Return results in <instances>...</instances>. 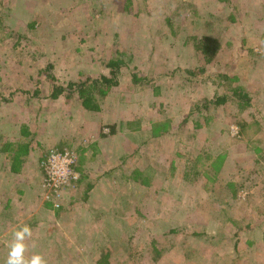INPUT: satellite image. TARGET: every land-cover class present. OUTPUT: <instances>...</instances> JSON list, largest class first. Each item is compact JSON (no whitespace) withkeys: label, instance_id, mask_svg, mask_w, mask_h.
Returning a JSON list of instances; mask_svg holds the SVG:
<instances>
[{"label":"rangeland","instance_id":"1","mask_svg":"<svg viewBox=\"0 0 264 264\" xmlns=\"http://www.w3.org/2000/svg\"><path fill=\"white\" fill-rule=\"evenodd\" d=\"M4 11L3 42L23 30L22 50L38 68L53 63L59 84L108 72L109 57L122 55L128 67L93 112L77 98L12 95L20 88L12 66L23 67L25 53L1 61L11 75L0 72V146L27 123L29 168L40 176L30 195L2 198L0 264L22 224L33 229L29 255L43 253L48 264H99L106 252L111 264H264V0H0ZM206 36L219 42L211 61ZM134 66L155 79L135 84ZM179 68L195 69L194 81ZM41 79L51 82L45 72ZM235 88L250 93L248 107ZM56 148L77 155L80 174L61 210L40 169ZM135 167L146 184L133 180Z\"/></svg>","mask_w":264,"mask_h":264},{"label":"trees","instance_id":"2","mask_svg":"<svg viewBox=\"0 0 264 264\" xmlns=\"http://www.w3.org/2000/svg\"><path fill=\"white\" fill-rule=\"evenodd\" d=\"M7 11H4L0 14V18L3 19V16L6 15ZM21 31V30H20ZM23 31V30H22ZM19 32L18 36L13 37L12 35H8V40L4 43L3 41L5 40L3 36L7 31H1L2 35H0V72H9L12 76L18 77L22 81L18 79V84H19V90H14L12 91V95L14 93H19L23 94L24 99L27 101H32V100H45L44 97H47L50 100H58L61 97H64L66 100H70L72 98H77V100H81L82 106L89 111L96 112L100 109H102V105L104 103V97L106 92L112 88V87H117L120 83V78L122 77L123 74L122 71L126 67H128V63L125 62V59L123 58L122 55H119L117 57H112L108 58L107 60L104 61L105 66L109 69L108 72H102L99 71L100 67H97L95 71L90 70L87 73H81L80 75L77 76V78H72L68 81L66 85L59 84L56 82V74L53 71L55 68V65L53 63H48V65L45 66H40L38 68L36 60L34 57V52H32V58L30 55H27L25 52H30L26 51L25 52L22 50L21 46H23V42L25 40L29 41V38L26 36H23L24 34ZM5 32V33H4ZM3 38V39H2ZM45 41V40H43ZM3 42V45L1 44ZM201 46L205 52V56L208 61H211L214 54L217 52V47L219 46L218 40H215L214 38L210 36H206L204 42H201ZM50 44V42L48 43ZM46 44V45H48ZM8 47V49H6ZM20 47V48H19ZM19 48V50H18ZM13 56L19 57V60L21 56L23 55V60L24 66L16 69L15 65L12 66V71L10 72L5 71L2 69V64L1 61L5 60L7 57V53H10ZM6 56V57H5ZM27 56V57H26ZM32 69L37 70V73L39 77L36 79L35 84L31 83L33 80H35V77H33L32 74ZM134 71L132 73V80L133 82L139 83V84H148L151 80L155 79V76H146V75H140V72L138 71V66L133 67ZM182 69L179 68V71ZM203 71V70H202ZM47 74V78L51 81L49 83H45L42 81L41 77L43 73ZM183 72V79L185 82L190 83L194 81V78L196 77L197 73L195 69L191 68H186L182 70ZM15 74V75H13ZM28 78H27V76ZM217 78H222V82H224L226 79L228 80L230 76H226V74H219L216 76ZM217 80L216 78H214ZM29 80V81H27ZM31 84V85H30ZM224 84H220L219 88L222 87ZM162 89H164L163 86H155V94L161 93ZM219 91V90H218ZM11 94H9V97H4L2 101L5 103L9 102L12 100L10 97ZM233 95L239 99V105L240 107H248L251 103V95L250 93L248 94L247 92L243 91L242 89L235 88L233 90ZM218 98L216 99L219 103H226L227 99L229 98L228 96L221 95L217 96ZM228 97V98H227ZM161 125V124H158ZM118 129L117 124L112 125V131L116 132ZM30 128L27 123H23V125L20 127L19 134L20 136H17V139L12 141L9 140L6 143H4L2 146V150L5 152H11L12 158H11V165H12V170L15 172H18L24 161H23V156L29 154L30 146L32 144L30 137ZM159 134V132H154V135L156 136ZM23 138H22V136ZM16 136V135H15ZM14 136V137H15ZM2 138L0 137V140ZM40 169H43L40 164ZM145 171L142 167H135L133 172L131 173L133 180L135 181H141V182H148L147 180H141V175L142 172ZM43 183L44 181V173H43ZM146 184V183H145ZM63 204L61 203L60 207H57V210L63 209ZM60 208V209H58ZM180 231V228H179ZM159 251L160 248H159ZM157 248L154 245V253H157ZM103 258L98 260L99 264H111L110 258H111V253L106 252L103 256ZM133 257V260H135V257ZM193 258V255L190 256ZM127 261V260H126ZM136 261V260H135ZM155 261H157L155 259ZM154 261V262H155ZM120 262V261H119ZM137 262V261H136ZM133 264H135L133 262Z\"/></svg>","mask_w":264,"mask_h":264},{"label":"built area","instance_id":"3","mask_svg":"<svg viewBox=\"0 0 264 264\" xmlns=\"http://www.w3.org/2000/svg\"><path fill=\"white\" fill-rule=\"evenodd\" d=\"M44 187L50 192L54 206L60 207L62 193L69 187L75 188L80 180L77 170V155L69 149H52L41 161Z\"/></svg>","mask_w":264,"mask_h":264},{"label":"crops","instance_id":"4","mask_svg":"<svg viewBox=\"0 0 264 264\" xmlns=\"http://www.w3.org/2000/svg\"><path fill=\"white\" fill-rule=\"evenodd\" d=\"M31 146L29 150L28 155H24L23 158V165L21 169L18 172H15L12 170V165H11V152H4L2 150V146H0V203L3 204L5 203L2 201V198H9L12 197V195L15 196H20L19 193L21 192H26L27 194H31V187H33V184L35 182V179L40 176L38 172H31V169L29 168V161L27 156L30 155L31 153ZM33 170V169H32ZM28 172V173H27ZM33 173V175H32ZM32 175V176H31ZM41 178L43 180V173L41 170ZM8 195V196H7ZM8 205V202L6 203ZM17 205H13L11 208L15 207ZM9 208H4L1 209V215L8 216L9 218L11 217L10 210L12 209ZM12 213V212H11ZM2 220H0V223ZM14 229V227H13Z\"/></svg>","mask_w":264,"mask_h":264},{"label":"clouds","instance_id":"5","mask_svg":"<svg viewBox=\"0 0 264 264\" xmlns=\"http://www.w3.org/2000/svg\"><path fill=\"white\" fill-rule=\"evenodd\" d=\"M214 235V231L209 232ZM33 238V229L29 224H22L11 233V239L7 245L8 251L5 264H48L43 253L32 252L29 255V241Z\"/></svg>","mask_w":264,"mask_h":264}]
</instances>
